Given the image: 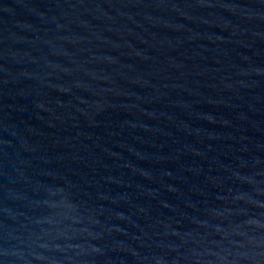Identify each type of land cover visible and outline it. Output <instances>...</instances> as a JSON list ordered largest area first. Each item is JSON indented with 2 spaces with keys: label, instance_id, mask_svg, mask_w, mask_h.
I'll return each instance as SVG.
<instances>
[{
  "label": "water",
  "instance_id": "water-1",
  "mask_svg": "<svg viewBox=\"0 0 264 264\" xmlns=\"http://www.w3.org/2000/svg\"><path fill=\"white\" fill-rule=\"evenodd\" d=\"M0 264H264V0H0Z\"/></svg>",
  "mask_w": 264,
  "mask_h": 264
}]
</instances>
